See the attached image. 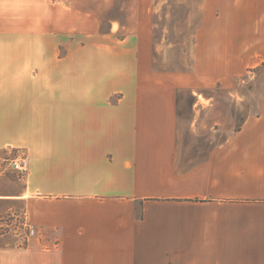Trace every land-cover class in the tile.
I'll return each instance as SVG.
<instances>
[{
    "label": "crops",
    "instance_id": "crops-1",
    "mask_svg": "<svg viewBox=\"0 0 264 264\" xmlns=\"http://www.w3.org/2000/svg\"><path fill=\"white\" fill-rule=\"evenodd\" d=\"M211 6L196 77L229 85L264 62V0ZM135 13L105 29L76 0H0V152L28 165L0 168V207L37 227L0 235V264H264V101L232 134L210 103L230 134L182 152L179 82L154 69L150 8Z\"/></svg>",
    "mask_w": 264,
    "mask_h": 264
},
{
    "label": "rangeland",
    "instance_id": "rangeland-1",
    "mask_svg": "<svg viewBox=\"0 0 264 264\" xmlns=\"http://www.w3.org/2000/svg\"><path fill=\"white\" fill-rule=\"evenodd\" d=\"M220 1L222 0H76L79 8L96 13L105 29L109 28L111 19L115 17L126 23L131 17L136 20L137 8L142 7L143 3L148 5L153 25L154 69L169 74L174 81L179 82L175 86L177 137L182 152L192 153L197 148L212 146L216 139L208 137L226 136L237 132L249 116L262 113L264 62L255 63L242 73L234 74L229 85L219 82L205 86L196 77L197 34L206 21V8L211 6V3L219 4ZM211 8L208 22L217 20L220 16L219 5ZM156 41H161L160 45L156 46ZM260 57L258 54L252 56L251 60L260 61ZM210 103L219 104L229 112L234 120L230 133L228 128L221 124L206 122ZM0 154V168L15 167L13 159L20 156L14 150H4ZM25 219L30 221L26 212L16 210L3 214L0 207L2 239L25 245L27 240L23 237L28 231Z\"/></svg>",
    "mask_w": 264,
    "mask_h": 264
},
{
    "label": "built area",
    "instance_id": "built-area-1",
    "mask_svg": "<svg viewBox=\"0 0 264 264\" xmlns=\"http://www.w3.org/2000/svg\"><path fill=\"white\" fill-rule=\"evenodd\" d=\"M13 164L17 169H19L21 171L26 172L28 169L27 158L25 157V155H20L19 157L14 158ZM25 226H26L28 231H27L25 237H23V238H24V240H28V238L30 236H32L36 233V227H35V225H33L31 223V221H26V219H25Z\"/></svg>",
    "mask_w": 264,
    "mask_h": 264
},
{
    "label": "trees",
    "instance_id": "trees-1",
    "mask_svg": "<svg viewBox=\"0 0 264 264\" xmlns=\"http://www.w3.org/2000/svg\"><path fill=\"white\" fill-rule=\"evenodd\" d=\"M160 43H161V41H160V42H157V41H156V43H155V44H157L156 46H158V45H160ZM155 49H156V48H155Z\"/></svg>",
    "mask_w": 264,
    "mask_h": 264
}]
</instances>
